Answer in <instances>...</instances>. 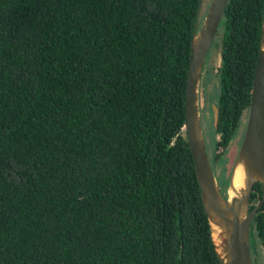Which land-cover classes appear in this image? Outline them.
Instances as JSON below:
<instances>
[{
  "label": "trees",
  "instance_id": "obj_1",
  "mask_svg": "<svg viewBox=\"0 0 264 264\" xmlns=\"http://www.w3.org/2000/svg\"><path fill=\"white\" fill-rule=\"evenodd\" d=\"M201 5L0 0V264H219L183 130ZM262 11L228 0L213 40L220 92L201 121L221 165L245 127ZM250 253L264 264V204Z\"/></svg>",
  "mask_w": 264,
  "mask_h": 264
},
{
  "label": "water",
  "instance_id": "obj_2",
  "mask_svg": "<svg viewBox=\"0 0 264 264\" xmlns=\"http://www.w3.org/2000/svg\"><path fill=\"white\" fill-rule=\"evenodd\" d=\"M227 1L211 0L201 23L198 20L195 23L186 73L183 130L219 264H253L250 226L256 212L264 204V0L248 115L225 193L211 168L201 123L202 69ZM256 183H260L262 195L249 210L251 191Z\"/></svg>",
  "mask_w": 264,
  "mask_h": 264
},
{
  "label": "rangeland",
  "instance_id": "obj_3",
  "mask_svg": "<svg viewBox=\"0 0 264 264\" xmlns=\"http://www.w3.org/2000/svg\"><path fill=\"white\" fill-rule=\"evenodd\" d=\"M211 0H202V5H201V11H200V15H199V19H198V23L200 24L204 15L206 14V11L209 7ZM220 34V31H218V33L215 35V39L218 38V35ZM219 52L218 46L217 44L213 45L212 47V54L216 55ZM220 53V52H219ZM217 59L214 60V62L211 63V69L209 75H207V83L204 86V98H205V103H206V113H208V110H212L214 113L216 111V98L218 97V94L220 92V86L218 83V77L217 74L215 73L217 71V68L219 66V62H218V55ZM213 72V73H212ZM201 90L203 91V86L201 88ZM215 114H213V116L210 118H213ZM208 124V122L206 123V125ZM204 128H205V122H204ZM204 132H207L206 130H204ZM207 137V133L205 134V139ZM240 139L239 136L235 138L234 143L232 144V146L230 147V149L226 152V154L224 155V157H227V162L225 163V165H221V163L216 164V169L217 172H219V176L220 178L218 179V182L221 184V187L223 186V183H225L224 185H227V173L229 171V167L231 165V161H233L238 148L240 146ZM236 158V157H235ZM223 168L226 170V172L223 170ZM229 176V175H228ZM222 180V181H221ZM221 181V182H220ZM224 190V187H223ZM226 190V189H225ZM264 254V253H263ZM259 258V256L257 257ZM261 260L264 259V256H260ZM257 259V261L259 260Z\"/></svg>",
  "mask_w": 264,
  "mask_h": 264
},
{
  "label": "flooded vegetation",
  "instance_id": "obj_4",
  "mask_svg": "<svg viewBox=\"0 0 264 264\" xmlns=\"http://www.w3.org/2000/svg\"><path fill=\"white\" fill-rule=\"evenodd\" d=\"M214 41L212 42V44H211V46H210V48H209V50L207 51V53H206V56H205V60H204V65H203V69H202V75H201V80H200V97H201V100H202V106H201V109L203 108V105H204V90L202 91L201 90V88H202V86H203V77H204V72H205V70H208V69H210L211 68V63L212 62H214V60L215 59H217V56L216 55H218V62H219V65H220V53L218 52H216L217 54L216 55H214V54H212L211 55V53H212V47H213V45H214ZM212 70V69H211ZM213 73V72H212ZM201 111V110H200ZM201 123H202V121H201ZM245 126V125H244ZM245 128V127H244ZM203 129H204V127H203ZM243 132H244V129H243V131H242V135H241V139H240V143H241V140H242V136H243ZM204 135H205V132H204ZM239 149V148H238ZM238 152V151H237ZM207 154H208V158H209V161H210V164H211V168H212V170L214 171V173H215V175H216V177H217V179H218V177H219V172H217V169H216V164H219L220 162L218 161V160H212V154L210 155V152H208L207 151ZM236 155H237V153H236ZM236 155H235V157H236ZM235 157H234V159H233V161H231V165H230V167H229V171H230V168H231V166H232V164H233V162H234V160H235ZM226 162H227V160H226ZM220 165V164H219ZM221 166V165H220ZM223 170H224V168H223ZM229 171H228V175H229ZM222 181V180H221ZM224 184L225 183H223V186H224ZM219 185H220V188H221V190H222V192L223 193H225V191L223 190V186L221 187V184L219 183Z\"/></svg>",
  "mask_w": 264,
  "mask_h": 264
}]
</instances>
